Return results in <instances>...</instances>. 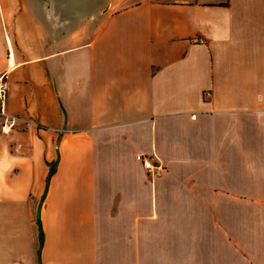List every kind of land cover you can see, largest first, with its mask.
Returning <instances> with one entry per match:
<instances>
[{
  "label": "crops",
  "instance_id": "crops-1",
  "mask_svg": "<svg viewBox=\"0 0 264 264\" xmlns=\"http://www.w3.org/2000/svg\"><path fill=\"white\" fill-rule=\"evenodd\" d=\"M9 49L0 264H264V0H0Z\"/></svg>",
  "mask_w": 264,
  "mask_h": 264
},
{
  "label": "built area",
  "instance_id": "built-area-1",
  "mask_svg": "<svg viewBox=\"0 0 264 264\" xmlns=\"http://www.w3.org/2000/svg\"><path fill=\"white\" fill-rule=\"evenodd\" d=\"M11 56V50H8V56L6 60V67L5 69L0 73V114H4L3 112V100L6 96L7 93V76L9 72L13 69L14 63L10 59ZM209 92L206 91L205 96H209ZM19 122V117L18 116H9L5 115V118L0 124V131L2 133H8L12 128H14ZM29 122L27 121L26 124ZM140 162L143 164L144 168L148 171L149 174H157L159 170H161L160 164L157 163H152L150 159L147 157H144L143 155L139 156Z\"/></svg>",
  "mask_w": 264,
  "mask_h": 264
},
{
  "label": "trees",
  "instance_id": "trees-1",
  "mask_svg": "<svg viewBox=\"0 0 264 264\" xmlns=\"http://www.w3.org/2000/svg\"><path fill=\"white\" fill-rule=\"evenodd\" d=\"M53 170H54V167H51L49 174H51L53 172Z\"/></svg>",
  "mask_w": 264,
  "mask_h": 264
},
{
  "label": "rangeland",
  "instance_id": "rangeland-1",
  "mask_svg": "<svg viewBox=\"0 0 264 264\" xmlns=\"http://www.w3.org/2000/svg\"><path fill=\"white\" fill-rule=\"evenodd\" d=\"M14 68V67H13Z\"/></svg>",
  "mask_w": 264,
  "mask_h": 264
}]
</instances>
